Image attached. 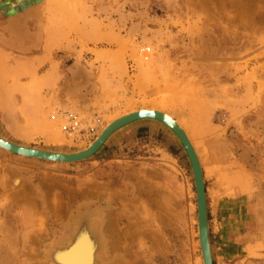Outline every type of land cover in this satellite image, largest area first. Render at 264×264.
I'll return each mask as SVG.
<instances>
[{"label": "rangeland", "instance_id": "374dc122", "mask_svg": "<svg viewBox=\"0 0 264 264\" xmlns=\"http://www.w3.org/2000/svg\"><path fill=\"white\" fill-rule=\"evenodd\" d=\"M23 8L0 27V136L76 152L114 116L163 108L200 154L213 263L264 264V0H47L31 13ZM71 116L74 133L63 127ZM173 165L183 184L180 216L162 215L159 196L145 187L159 184L156 170L173 176ZM125 193L149 204L150 222L133 235L130 214H121ZM87 195L116 209L127 252L112 264H203L189 157L153 119L118 129L75 163L0 147V264H48L51 237L66 234V213Z\"/></svg>", "mask_w": 264, "mask_h": 264}, {"label": "bare ground", "instance_id": "6f19581e", "mask_svg": "<svg viewBox=\"0 0 264 264\" xmlns=\"http://www.w3.org/2000/svg\"><path fill=\"white\" fill-rule=\"evenodd\" d=\"M51 7L49 8L50 10ZM49 46L50 43L47 49L50 48ZM142 119L157 120L168 126L174 132L175 136L180 140L181 144L185 149V152L187 153L186 148L184 146V142L179 135L180 132L178 130L176 131L171 124L173 123V125H175V127H177L183 133L185 139L189 141L190 146L193 149L194 155L196 157L195 159L198 161V164L200 166L202 179L204 182V172L201 164L200 154L197 149V146L193 141V138L188 132L187 127L180 119L175 118L174 115H172L163 108L145 107L142 109L140 108L138 110H131L126 113L124 112V114L122 113V115L114 116L112 119H110L107 125L103 127L98 136L95 138V140L90 143L88 147L76 152H60L43 150L36 147L33 148L31 146L8 141L1 136L0 139L6 143L4 144L6 146L0 145V147L5 149L6 151L18 154L23 157L45 159L63 163H75L89 158L94 153H96L107 141V139L118 129L132 122ZM56 126L57 124H55V127ZM173 166L170 167L173 176L170 172L167 173L164 169L160 170V172L156 170V172L159 173L161 176L159 184L155 185L151 181L145 183V187L149 197H151L152 193L154 195L157 194L156 196H159L161 202L158 206L159 210L162 211V215L166 214V216L167 214H173L175 212H177V215L180 216L179 211L182 205L183 184L182 181L179 179L180 176H178L180 172L178 170V165H175L176 168L175 166ZM235 175L237 176V174ZM13 183L15 186L19 185L20 179L15 178ZM157 188L158 192L156 193L154 190ZM94 198L95 197L93 196L87 195L78 202H76L73 208L71 207V209L68 210V212L66 213V219L63 222V224L67 222L66 225H63V227H66V234L60 235L55 233L49 241V246L45 250V260L48 264H112L115 261V258L119 255V252L123 255V257L126 255L127 247H123L122 244L118 242V235L116 233V230L118 229V223L116 218L117 214L115 215L116 209L109 200L107 201L102 198H96L100 201V205H97V203L92 202V200H96ZM133 198L134 199H129L125 193V209L121 211V214H126L128 217L130 214V218L127 223L129 226V228L127 229L128 235H133L134 233H136V231L139 229V226L137 224H145L150 222L147 220V217L150 216V212H147V208L149 206L148 202L142 203L144 207L141 209L142 205L138 204L139 201L137 200L140 198L136 196H134ZM132 201L133 205L131 203ZM152 203H154V200ZM129 208H132L133 210L131 211V209L129 210ZM139 213H144L146 219L142 220V214ZM124 215L121 218H123ZM197 220L199 246L201 248L199 206ZM41 236L42 235L39 234V237ZM36 239L38 240L39 238L36 237ZM250 253L253 252H251L250 250Z\"/></svg>", "mask_w": 264, "mask_h": 264}, {"label": "water", "instance_id": "95a60500", "mask_svg": "<svg viewBox=\"0 0 264 264\" xmlns=\"http://www.w3.org/2000/svg\"><path fill=\"white\" fill-rule=\"evenodd\" d=\"M172 127L177 131H179V135L184 142V146L186 148L187 154L191 161L193 174L195 177V186H196V193H197V201L199 206V221H200V243H201V250H202V257L204 264H214L213 258L211 255V243H210V235H209V228H208V213L206 208V187L205 183L202 179V173L198 161L195 159V155L193 152L192 147L188 140L185 139L183 133L173 125ZM6 144L4 141L0 139V145ZM194 156V157H193Z\"/></svg>", "mask_w": 264, "mask_h": 264}, {"label": "crops", "instance_id": "0c3cea01", "mask_svg": "<svg viewBox=\"0 0 264 264\" xmlns=\"http://www.w3.org/2000/svg\"><path fill=\"white\" fill-rule=\"evenodd\" d=\"M22 1L25 2L22 4L27 7L28 11L26 14H28L39 9L47 0H0V27L12 25L14 17L8 18V16L16 14L14 9L23 8V5L19 4ZM25 7L23 8L24 10Z\"/></svg>", "mask_w": 264, "mask_h": 264}, {"label": "built area", "instance_id": "2783aa9c", "mask_svg": "<svg viewBox=\"0 0 264 264\" xmlns=\"http://www.w3.org/2000/svg\"><path fill=\"white\" fill-rule=\"evenodd\" d=\"M77 117L76 116H71L69 118V120L67 121V123L63 126L64 127V130L66 131H74L76 130L77 128Z\"/></svg>", "mask_w": 264, "mask_h": 264}]
</instances>
